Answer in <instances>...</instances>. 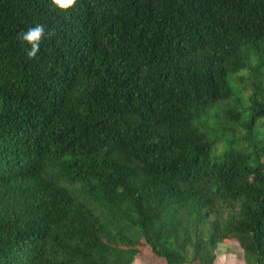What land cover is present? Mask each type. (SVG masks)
<instances>
[{
    "label": "trees",
    "instance_id": "16d2710c",
    "mask_svg": "<svg viewBox=\"0 0 264 264\" xmlns=\"http://www.w3.org/2000/svg\"><path fill=\"white\" fill-rule=\"evenodd\" d=\"M219 243L264 264V0H0V264Z\"/></svg>",
    "mask_w": 264,
    "mask_h": 264
},
{
    "label": "clouds",
    "instance_id": "9594fccd",
    "mask_svg": "<svg viewBox=\"0 0 264 264\" xmlns=\"http://www.w3.org/2000/svg\"><path fill=\"white\" fill-rule=\"evenodd\" d=\"M51 4L61 11H67L76 4V0H51ZM55 34L54 30L46 32L43 24H36L26 30H21L17 33V39L30 48H25L26 55L29 59L35 58L40 50L41 41L50 39Z\"/></svg>",
    "mask_w": 264,
    "mask_h": 264
},
{
    "label": "crops",
    "instance_id": "0c3cea01",
    "mask_svg": "<svg viewBox=\"0 0 264 264\" xmlns=\"http://www.w3.org/2000/svg\"><path fill=\"white\" fill-rule=\"evenodd\" d=\"M213 264H243L236 248L226 243H219Z\"/></svg>",
    "mask_w": 264,
    "mask_h": 264
},
{
    "label": "rangeland",
    "instance_id": "374dc122",
    "mask_svg": "<svg viewBox=\"0 0 264 264\" xmlns=\"http://www.w3.org/2000/svg\"><path fill=\"white\" fill-rule=\"evenodd\" d=\"M246 83V81H245ZM249 83L246 85L245 89L243 90V96H244V100L246 99L247 94H249ZM239 131L243 132V129H238ZM242 145H246L245 142H242ZM222 145L218 144V148H217V152H219L220 150H222ZM133 264H163V260L162 258L157 257L156 255H154L151 250L145 246L144 249L142 250L141 253H139Z\"/></svg>",
    "mask_w": 264,
    "mask_h": 264
}]
</instances>
